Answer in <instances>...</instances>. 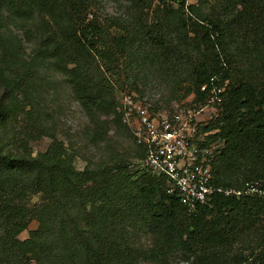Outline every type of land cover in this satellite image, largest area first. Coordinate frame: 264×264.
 <instances>
[{"label": "trees", "instance_id": "trees-1", "mask_svg": "<svg viewBox=\"0 0 264 264\" xmlns=\"http://www.w3.org/2000/svg\"><path fill=\"white\" fill-rule=\"evenodd\" d=\"M18 1L14 6L13 0H0V7L9 3L35 11L50 26L43 44L46 57L64 74L86 112L106 105V72L119 70L124 55L133 54L138 64L178 67L171 76L178 90L194 97L193 104H204L215 76V83L224 87L222 99L216 117L202 127V132H214L208 139L222 143L212 163L213 182L241 193L216 194L189 213L167 192L163 177L133 172L128 162L118 167L117 178L121 185L143 180L132 195L134 211L150 237L149 246L139 251L144 261L167 264L179 252L186 264H264V0H226L231 14L225 20L196 16L189 18V30L185 0H168L177 7L158 4L152 25L139 30L143 50L134 48L136 32L93 14L91 0ZM166 28L175 36L185 32V38L167 40ZM186 39L190 42L185 44ZM203 85H208L204 91ZM118 106L111 107L122 120ZM135 145L134 159L143 156ZM94 173L76 171L55 144L36 156L0 149V264L22 257L41 261L48 255L62 263L115 264V256L123 260L116 264L129 261L103 210L92 221L73 212L76 204L90 201L82 188L85 182L104 196L109 190L103 176L90 178ZM37 194L40 202L28 205ZM33 219L38 227L20 240L19 233Z\"/></svg>", "mask_w": 264, "mask_h": 264}, {"label": "rangeland", "instance_id": "rangeland-1", "mask_svg": "<svg viewBox=\"0 0 264 264\" xmlns=\"http://www.w3.org/2000/svg\"><path fill=\"white\" fill-rule=\"evenodd\" d=\"M91 2V12L101 20L111 22L115 20L118 27L125 26L136 32L134 48L137 50H143L145 45L139 30L152 25L156 6L171 4L177 7L176 3L168 0H91ZM13 3L17 6L19 1L13 0ZM183 11L187 23L186 30H189L188 20L196 16L216 21L225 20L231 14V4L226 0H193L184 5ZM49 31L50 26L44 24L35 11L31 12L24 7H10L9 3L0 7V149L8 153L36 156L44 152L50 144H55L66 157L70 158L76 171L95 172L91 179L97 175L103 176V179L110 183L107 196L98 188L89 190L88 187L93 185L85 182L82 188L87 191L86 198L90 201L85 205L76 204L73 212L82 221H92L98 212L103 210L111 221L113 233L120 236L124 251L129 252L130 260L125 264H153L144 261L139 255V251L146 249L150 243L145 224L134 211L132 195L134 185L142 183L143 180L139 179L136 184H132L135 180L130 179L121 185L117 178L118 167L125 168L126 164L134 159L137 147L131 129L126 128L111 106L115 109L118 103L121 112L122 101L124 97L129 96L139 101L151 113H159L167 112L175 103L192 102L194 97L191 94L185 95L184 90H178L179 87L171 76L178 67H168L171 63L152 65L145 61L138 64L136 56L131 54L124 55L120 60L119 70H114V73L106 72L105 76L109 81L105 90L106 105L100 109L94 106L91 112H86L75 98L64 74L55 68L51 58L46 57L43 44ZM164 32L167 34V40L185 38V32L178 36H175V33L170 34L171 29L166 28ZM188 42L190 40L186 39L185 44ZM221 53L223 54L224 50H221ZM128 66L130 68L124 70ZM231 68L233 78L234 65ZM229 81L230 78L224 85ZM220 89L224 90V87ZM194 104L195 107L204 105L196 102ZM217 110L218 105L214 104L204 108L200 113L201 132L202 127L216 117ZM211 133L214 132L207 134ZM210 141L216 142L219 149L222 146L220 140ZM125 181L123 178L122 182ZM233 189L232 187L231 190ZM252 190L247 189V192ZM40 196L39 194L31 196L27 204L40 202ZM37 227L38 221L33 219L26 229L19 233L18 238L27 239L30 232ZM115 260L116 256L113 263L123 261ZM12 264L82 263H62L48 255L41 261L22 257ZM167 264L186 262L183 256L176 252L169 257Z\"/></svg>", "mask_w": 264, "mask_h": 264}, {"label": "built area", "instance_id": "built-area-1", "mask_svg": "<svg viewBox=\"0 0 264 264\" xmlns=\"http://www.w3.org/2000/svg\"><path fill=\"white\" fill-rule=\"evenodd\" d=\"M193 0H185L188 5ZM208 85H203L204 91ZM222 89L210 78L209 92L202 107L192 102L175 103L167 112L151 113L139 101L126 96L121 104L122 121L131 129L143 156L130 161L136 173L163 177L167 192L174 194L189 213L208 204L216 194L241 192L213 182L212 163L219 152L216 142L199 130L204 108L221 102Z\"/></svg>", "mask_w": 264, "mask_h": 264}]
</instances>
